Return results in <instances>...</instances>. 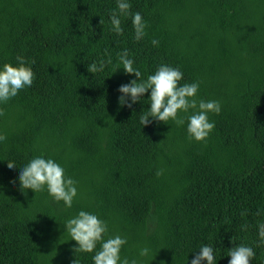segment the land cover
<instances>
[{
    "label": "trees",
    "instance_id": "16d2710c",
    "mask_svg": "<svg viewBox=\"0 0 264 264\" xmlns=\"http://www.w3.org/2000/svg\"><path fill=\"white\" fill-rule=\"evenodd\" d=\"M0 264H264V0H0Z\"/></svg>",
    "mask_w": 264,
    "mask_h": 264
}]
</instances>
